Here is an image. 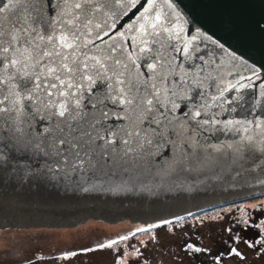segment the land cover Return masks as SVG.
<instances>
[{
	"label": "snow or ice",
	"instance_id": "obj_1",
	"mask_svg": "<svg viewBox=\"0 0 264 264\" xmlns=\"http://www.w3.org/2000/svg\"><path fill=\"white\" fill-rule=\"evenodd\" d=\"M179 21L173 0H0V184L264 177V77Z\"/></svg>",
	"mask_w": 264,
	"mask_h": 264
},
{
	"label": "water",
	"instance_id": "obj_2",
	"mask_svg": "<svg viewBox=\"0 0 264 264\" xmlns=\"http://www.w3.org/2000/svg\"><path fill=\"white\" fill-rule=\"evenodd\" d=\"M173 3L180 14L185 38L197 36L195 43L202 51L223 59L229 67L234 64L236 73L247 76L255 69L264 77V0H173ZM130 22L127 17L118 21ZM233 55L238 59L232 60ZM258 178L264 177L246 173L235 179L226 176L213 180L192 174L187 178L159 180L151 176L131 177L130 182H121L73 176L53 181L3 183L0 228L68 226L90 217L109 221L130 218L144 223L163 221L263 195L264 184L257 183Z\"/></svg>",
	"mask_w": 264,
	"mask_h": 264
},
{
	"label": "rangeland",
	"instance_id": "obj_3",
	"mask_svg": "<svg viewBox=\"0 0 264 264\" xmlns=\"http://www.w3.org/2000/svg\"><path fill=\"white\" fill-rule=\"evenodd\" d=\"M253 210L262 215L258 229L246 226ZM170 222L153 226L130 218L90 217L68 226H6L0 228V264H197L199 259L217 264L221 254L218 264H264V253L257 255L264 248V194ZM258 236L261 243L255 247L245 243L255 244ZM112 240L117 243L98 247ZM186 244L202 251L186 249ZM232 247L244 258L229 256Z\"/></svg>",
	"mask_w": 264,
	"mask_h": 264
},
{
	"label": "trees",
	"instance_id": "obj_4",
	"mask_svg": "<svg viewBox=\"0 0 264 264\" xmlns=\"http://www.w3.org/2000/svg\"><path fill=\"white\" fill-rule=\"evenodd\" d=\"M219 206H221V205H219ZM207 210H209V209H205V210H202V211H198V212H195V213H191V215L188 214V215H184V216H181V217H183V219H185V218H188L190 216L198 215V214H200L202 212H205ZM253 211H254L253 218H251V220H249V223L246 226L247 227L254 228V229H258L259 228V221L258 220H259V218L262 217V215H261V212L259 210L258 211L253 210ZM177 218H179V217H176V218H173V219H168V220H163V221H172V220L177 219ZM161 222L162 221H155V222H149L151 224H149V223H146V224H149V225H153L154 226V225H157V224H159Z\"/></svg>",
	"mask_w": 264,
	"mask_h": 264
},
{
	"label": "flooded vegetation",
	"instance_id": "obj_5",
	"mask_svg": "<svg viewBox=\"0 0 264 264\" xmlns=\"http://www.w3.org/2000/svg\"><path fill=\"white\" fill-rule=\"evenodd\" d=\"M259 238H260V237L258 236V237L256 238V240L259 239ZM197 264H203V262L199 259V261H198Z\"/></svg>",
	"mask_w": 264,
	"mask_h": 264
},
{
	"label": "bare ground",
	"instance_id": "obj_6",
	"mask_svg": "<svg viewBox=\"0 0 264 264\" xmlns=\"http://www.w3.org/2000/svg\"><path fill=\"white\" fill-rule=\"evenodd\" d=\"M50 228V227H49Z\"/></svg>",
	"mask_w": 264,
	"mask_h": 264
}]
</instances>
